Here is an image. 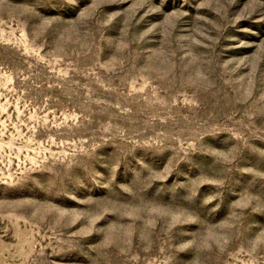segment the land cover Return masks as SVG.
<instances>
[{
  "label": "rangeland",
  "instance_id": "1",
  "mask_svg": "<svg viewBox=\"0 0 264 264\" xmlns=\"http://www.w3.org/2000/svg\"><path fill=\"white\" fill-rule=\"evenodd\" d=\"M0 264H264V0H0Z\"/></svg>",
  "mask_w": 264,
  "mask_h": 264
}]
</instances>
